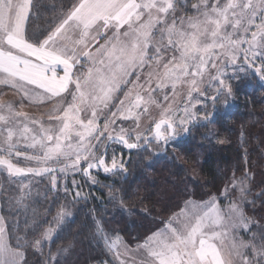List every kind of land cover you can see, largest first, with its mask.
<instances>
[{
  "label": "snow or ice",
  "instance_id": "6c2138e0",
  "mask_svg": "<svg viewBox=\"0 0 264 264\" xmlns=\"http://www.w3.org/2000/svg\"><path fill=\"white\" fill-rule=\"evenodd\" d=\"M34 7L0 0V95L17 97L0 100V172L28 180L21 189L29 177L47 178L52 200L39 219L25 216L23 230L0 215V264H25L23 245L41 264H60L68 248L45 256L44 246L74 220L85 184H99L93 172L126 180L133 151L163 152L193 128L226 143L209 127L220 120L218 102L227 107L246 78L264 81V0H68L39 30ZM26 105H48L46 120ZM246 153L215 193L186 190L142 236L125 238L104 214L91 217L83 227L101 251L89 264H264V225L253 231L245 211L257 200L264 209V178L253 194ZM105 187L127 209L128 190ZM15 205L24 206L21 197Z\"/></svg>",
  "mask_w": 264,
  "mask_h": 264
},
{
  "label": "trees",
  "instance_id": "16d2710c",
  "mask_svg": "<svg viewBox=\"0 0 264 264\" xmlns=\"http://www.w3.org/2000/svg\"><path fill=\"white\" fill-rule=\"evenodd\" d=\"M67 3L68 0H34L32 28L39 30L44 27L46 20L55 16L61 10V5ZM217 114L220 117L219 122L215 123L217 136L226 138V143L209 142L202 135L208 129L193 128L189 136L172 145L174 155L170 159L163 156L157 160L158 156L133 151L127 165L129 174L126 180L122 177L112 179L100 173L97 175L99 179H105L104 186L115 185L116 188L128 190L129 196L125 198L127 209L114 210L118 204L108 199L105 200L108 201L106 210L98 208V203L94 201L92 205L89 202L81 203L77 206L74 220L67 222L66 231L51 242V248L63 242L74 243L79 249L78 258L86 259L87 262L83 264H89L88 257L101 251L96 246V240L91 237L90 230L83 227L91 219L88 216L91 210L95 209V216L104 214L112 226L121 227L125 238L142 236L153 229L155 222L166 216L169 210L174 209L175 201L183 197L189 182L196 185L194 194H197V190H216L221 174L237 163H243L245 149L248 166L254 173L252 192H259V181L264 178V86L260 85L258 90H251L248 94L239 93L236 105ZM241 131L244 132L243 136ZM178 152L182 154L180 161L176 160ZM198 157H203L202 161ZM193 166L200 170L197 181L191 178ZM105 189L109 192L107 187ZM101 193L104 196V192ZM260 204V200H257L255 209L250 205L246 207V215L253 220H262L264 209Z\"/></svg>",
  "mask_w": 264,
  "mask_h": 264
},
{
  "label": "rangeland",
  "instance_id": "374dc122",
  "mask_svg": "<svg viewBox=\"0 0 264 264\" xmlns=\"http://www.w3.org/2000/svg\"><path fill=\"white\" fill-rule=\"evenodd\" d=\"M195 2H196V0H189V3H195ZM188 14L191 15L192 13L190 12ZM260 85L264 86V81H260L258 78H246V79L242 80L240 82L239 86L234 89V96L232 99H230L227 107H224L221 102H218V105H217L218 111L217 112H224L228 108L236 105L237 96L239 93L248 94L249 91H251V90H254V89L258 90ZM2 87L3 86H0V88H2ZM243 89L246 91L243 92ZM4 91L6 92V95H0V100H10L11 101V100H15L17 98L14 95L12 90L4 89ZM168 91L170 92V89ZM181 95H185V93L182 92ZM222 100H223V97L221 98V101ZM177 102L181 103V105H182V100L180 99V97H177ZM48 107H49L48 105H44V106H40V107H37L34 105H26L25 111L29 112L30 116H33L36 118H40L43 115V118L46 120ZM152 116L154 118L158 119L159 118L158 110L153 109L152 110ZM144 123H148V121L145 120ZM210 128H212V130L216 132V125L215 124L211 125ZM192 135H193V133H192ZM182 139H184V137ZM182 139H180V140H182ZM216 139H225V138L217 136ZM115 147L117 148V151L120 150L119 146H115ZM20 150L21 151H30V150L24 148L23 142H21ZM175 153H176V151H175ZM173 155H174V151L172 149V145H170L163 152H158L157 154H151V156H154V157L158 156L157 160L162 159L163 156H168L169 157L168 159H170V157ZM176 155H177L176 160L180 161V159L182 158V154L178 152ZM127 156H128V154L125 153L126 159H127ZM202 158L203 157H198V160L202 161ZM168 163H170V161ZM193 169L191 171V175H192L191 178H192V180L197 181L199 179L200 170H199V167H197V166H193ZM100 174H102L104 176H110L112 179L116 178V177H120V176H112L111 174L106 175V174H103L102 172ZM93 175L97 176V173L93 172ZM28 179H30L32 181L31 187L29 189H21L20 188L21 183H27L28 180L21 181L20 179H17V178H9V177H7V174L5 172H0V215L8 217L10 220H16V221L20 222L21 223V230H23V227H24L23 220H24L25 216H27L29 218V220H32L33 218L39 219L41 216H43L45 214L46 210L51 206V200H52V193L46 191L47 178H45L44 180H41L38 177L37 178L29 177ZM76 179L79 180L81 178L78 176V177H76ZM97 179L99 181V184H97L95 187H89L88 184H85V187L83 188V193L87 196V199H81L74 206V208L72 209V211L74 212V215H75V211L77 209V206L83 202H89L91 205L94 204V202L98 203L97 204L98 208H102L103 210H106V203L108 201H105V200L108 199V191H107V189H105V186H104V180L105 179H99L98 177H97ZM192 183L193 182H189L185 188L190 193L195 192L196 185H194ZM209 191L213 192V193L216 192V190H212L211 188H209V189H204L202 192L197 190V194H194V193L193 194L196 198H199L201 193L209 192ZM101 192H104V196H102ZM89 193H91V195H88ZM17 197L22 198V203L24 205L23 207H17L15 205V198H17ZM183 197H184V195H183ZM183 197L178 199L177 201H175L174 204L176 205L177 203H179L183 199ZM62 199L63 198L61 197V200ZM116 209L121 211V208L118 205L115 206L114 210H116ZM94 210L95 209H93L89 212V214H88L89 217H98V216L94 215ZM122 211H123V209H122ZM33 213H35V217H33ZM168 214H169V212L166 214V216ZM251 221H253L254 222L253 224H255V226H256V229H255V226L252 227L253 231L258 230L257 225H264V217L262 218V220L251 219ZM116 227L121 229V227H119L118 225H116ZM66 228H67V224H66L65 229L62 232H60L58 235H54V239L61 236L62 233H64L66 231ZM120 234L122 235V232ZM240 235L247 238L249 233L241 232ZM31 238H32V235H31V233H29L28 239L30 240ZM94 241H95V239H94ZM72 244L74 246L69 247V242H63L60 246H58L56 248H51V242L46 243L44 246V254H45V256L47 255L49 248H51L52 251H54V252L58 248H68V251L63 252L59 255L60 264H83V263L87 262V261H85L86 259L83 260L84 258L83 259L78 258V256H79L78 246H76V244H74V243H72ZM98 249H100V248H98ZM21 251L24 252V254H25V264H41L40 254L39 253L35 254L29 245H23L21 247Z\"/></svg>",
  "mask_w": 264,
  "mask_h": 264
}]
</instances>
